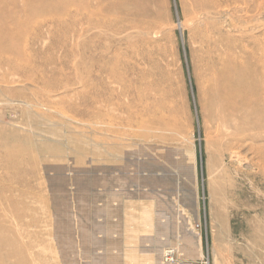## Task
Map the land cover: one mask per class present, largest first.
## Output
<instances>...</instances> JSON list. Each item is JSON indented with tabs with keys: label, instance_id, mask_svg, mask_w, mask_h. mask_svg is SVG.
<instances>
[{
	"label": "rangeland",
	"instance_id": "rangeland-1",
	"mask_svg": "<svg viewBox=\"0 0 264 264\" xmlns=\"http://www.w3.org/2000/svg\"><path fill=\"white\" fill-rule=\"evenodd\" d=\"M0 264H264V0H0Z\"/></svg>",
	"mask_w": 264,
	"mask_h": 264
},
{
	"label": "crops",
	"instance_id": "crops-1",
	"mask_svg": "<svg viewBox=\"0 0 264 264\" xmlns=\"http://www.w3.org/2000/svg\"><path fill=\"white\" fill-rule=\"evenodd\" d=\"M105 234V233H104ZM155 234V233H154ZM156 234H157V232H156Z\"/></svg>",
	"mask_w": 264,
	"mask_h": 264
}]
</instances>
